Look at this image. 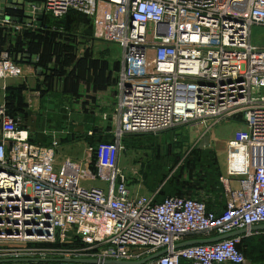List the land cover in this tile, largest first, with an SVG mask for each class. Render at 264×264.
<instances>
[{"label": "built area", "instance_id": "1", "mask_svg": "<svg viewBox=\"0 0 264 264\" xmlns=\"http://www.w3.org/2000/svg\"><path fill=\"white\" fill-rule=\"evenodd\" d=\"M39 1L54 18L68 10L85 14L93 38L121 47L114 119L103 131L111 139L87 147L94 171H62L56 140L31 143L0 102V264H105L163 249L142 264H247L236 246L247 235L174 244L264 223V44L251 40L252 26L264 28V0ZM9 10L17 11L2 7L0 27L13 24L10 16L22 17ZM21 74L19 63L0 50V82ZM227 122L236 126L223 140L219 213L198 198L156 201L159 188L131 192L118 163L125 133L198 123L202 135L218 140L215 129Z\"/></svg>", "mask_w": 264, "mask_h": 264}, {"label": "crops", "instance_id": "2", "mask_svg": "<svg viewBox=\"0 0 264 264\" xmlns=\"http://www.w3.org/2000/svg\"><path fill=\"white\" fill-rule=\"evenodd\" d=\"M20 13L21 10H17L14 14L20 15ZM12 23L11 25L22 27L34 26L14 21ZM79 40L75 56L81 59L82 67L74 68L69 73L71 69L69 65L63 74L51 77L49 87H45L42 68L40 73L36 74L35 62L21 60L17 63L22 74L0 82V102L4 104H6L7 88H19L20 104L25 113L20 114L19 111L14 117L19 121L20 126L28 131V140L42 146H48L53 139L56 140V165L62 171L81 172L84 169L94 171V168L91 169V164L93 165L91 153L87 150V147L93 146L89 142L91 135H87L86 132L100 129V133L104 134L106 131L102 132L100 126L106 127L114 119L111 115V105L115 101L112 98L117 94V90L114 87L113 77L122 65V54L121 58H110L106 50H99L97 47L110 41L99 40L92 35L91 38L86 36ZM51 65L52 63L48 62L46 66L51 67ZM48 71L46 69V72ZM66 107L69 108L67 112ZM101 112L106 114L105 120L100 119ZM106 135L109 137V134ZM197 136L196 134L195 137ZM206 137L209 138L207 135ZM223 146V141L212 140L211 146L205 144L203 148L210 149L220 161ZM82 183L103 186L97 180H82ZM134 192L147 193L140 188ZM199 195H201L200 199L206 200L207 207L216 213H219L225 204L224 191L222 193L220 190L206 191V195L204 193ZM161 199L156 198V201Z\"/></svg>", "mask_w": 264, "mask_h": 264}, {"label": "trees", "instance_id": "3", "mask_svg": "<svg viewBox=\"0 0 264 264\" xmlns=\"http://www.w3.org/2000/svg\"><path fill=\"white\" fill-rule=\"evenodd\" d=\"M9 11L10 14L17 12L11 10ZM73 11L74 10H68L64 15H62L59 18H54L48 13H43L41 18V24L39 26H31L34 29H30V28L22 29L16 34L17 37L14 38V42L13 43L9 42L8 48H5L15 62H19L22 58V54L24 53L35 54L36 55L35 65L43 69V77L46 85L45 87H49V83L53 75L63 74L66 71L65 69H67L69 65L71 68L69 73H71L74 68L80 69V67H82L83 65L81 63V59L75 56L76 45L78 42H80L79 39L81 37L89 36L91 38V31L87 29V25H83V23L79 24V17L77 18V15ZM82 15L88 18L85 14ZM77 23L78 26H76ZM76 34L80 35L78 40H74ZM62 37L68 39L69 41V42L66 41L67 44H64V46L61 45L62 44L61 42L63 40H61L60 43L58 42V40L57 42L55 41V39L58 38L62 39ZM9 38H10L9 34L7 32H3V30L1 29L0 30L1 46L5 45L10 40ZM65 48L67 49V51L65 50ZM63 50L65 52H63ZM17 56H19L18 60H17ZM48 62L52 63L51 67L46 66ZM46 69H48L49 71L46 72ZM113 79L115 78L113 77ZM7 91L8 93L6 95V102H5L6 112L11 116H16L19 111L20 114L25 113V111H23V109L21 108V104H20L19 88H15V89L7 88ZM107 127L108 126H106V129ZM106 129L104 130L101 129V131L103 132ZM99 130L93 129L91 136H89L90 137L89 142L92 145H94L96 142L99 141H109L111 139L110 134H109L110 137L109 138L107 137L108 135H106L108 133L101 134ZM150 133L152 132L125 133L122 136L121 142L127 136H131V135L135 136V135L150 134ZM191 158L192 159L187 160V164L191 163L195 165L199 163L196 170L199 169L200 170L196 172L202 174L201 176L200 175L194 176V179L189 180L188 182L189 184H194L191 186V189L183 190L182 189L183 183L178 184L177 182L178 173H176L178 169L177 168L169 176V178L166 179V181L162 184V186H160L156 198L159 199L168 195H179V196H187V197L200 199L201 195H199V192L197 190L198 187L203 190L205 195H206V191L215 192L220 190L221 193L223 192V186L222 183L220 182L221 170L218 168L216 164L217 160L215 154L210 149H206V147L202 149L196 148L193 150V155L191 156ZM93 168L94 167L91 164V169ZM213 172H216L213 177L214 180H210ZM166 183H168L167 186L170 187L171 191L167 190V188H164ZM173 184H175V187L172 186ZM151 191H153V189H151L150 192ZM204 201L206 203V200ZM206 208L207 210H210L209 207H207V205ZM254 238L255 239L259 238V241L254 246L255 251H257L258 254L264 255V230H261V231H254L247 236H243L240 242L236 244L237 248L240 249L245 254V256H246V252L249 251L246 250L247 246H244V244L247 241L248 243L251 242V240H253Z\"/></svg>", "mask_w": 264, "mask_h": 264}, {"label": "rangeland", "instance_id": "4", "mask_svg": "<svg viewBox=\"0 0 264 264\" xmlns=\"http://www.w3.org/2000/svg\"><path fill=\"white\" fill-rule=\"evenodd\" d=\"M77 18L79 17V24L87 25V29L91 31L92 35V21L91 18H86L78 11H73ZM78 26V23L76 24ZM80 26V25H79ZM82 26V25H81ZM24 28L34 29L33 27H22L21 25H9L2 26L3 32H8L10 40L7 44L0 46V50L8 48L9 42H14V38L17 37V33ZM77 28V27H76ZM75 28V29H76ZM79 34L75 35L74 40H78ZM61 45L67 44L68 39L62 37V39H55V41ZM251 40L253 44H264V28L260 26H252L251 28ZM67 41V42H66ZM68 46V45H67ZM99 50H106L108 57L121 58L122 49L115 43H102L99 46ZM67 51V49L65 48ZM63 52H65L63 50ZM113 100L115 97L112 98ZM66 107V112L68 111ZM201 124H179L173 126L167 130L160 131L158 133L131 135L125 137L121 142V149L119 154V166L123 167L128 175V187L132 193L138 190H145L150 192L151 189L156 190L160 188L167 178L177 169V182L183 183L182 189H191L194 184H189L190 179H194V176H201L196 170L199 163L193 165L187 164L188 159H192L193 150L196 148H203L205 144H212V140L207 138L206 135H202L203 127ZM236 126V123L227 122L217 126L215 134L217 139L223 141L230 131ZM198 135L197 138L195 137ZM203 138V139H202ZM208 142V143H206ZM210 142V143H209ZM217 160V159H216ZM94 161V152L91 153V162ZM216 164L221 170L220 161L217 160ZM216 166V165H215ZM197 171V172H196ZM216 172L212 173L211 179ZM198 174V175H197ZM164 186L167 190L170 187ZM175 187V184L172 185ZM181 188V187H180ZM195 188V187H192ZM199 193H204L202 189L198 187ZM175 191V188H174ZM257 237V236H256ZM259 241V238H254L251 242H245L244 246H247L246 259L247 264H264V255L258 254L255 251V244ZM252 251H251V250ZM251 251V252H250Z\"/></svg>", "mask_w": 264, "mask_h": 264}, {"label": "water", "instance_id": "5", "mask_svg": "<svg viewBox=\"0 0 264 264\" xmlns=\"http://www.w3.org/2000/svg\"><path fill=\"white\" fill-rule=\"evenodd\" d=\"M15 5V6H13ZM4 7L6 9H12L13 7L16 10L22 11V17L19 16H10V20L22 24H28V25H34L39 26L41 24V18L43 15V3L39 0H34L32 2H27L25 0H0V11L1 8ZM36 55L35 54H28L24 53L22 54L21 61H28L30 63L35 62ZM19 59V56H17V60ZM40 73V67L36 66V74ZM264 230V223L263 224H254L249 226L248 228H238L236 230L220 234L214 237L210 238H191L186 239L181 242H178L174 244L175 248L183 247L187 245L192 244H201V243H209L218 241L224 238L237 236V235H249L254 231H261ZM165 249L157 251L149 256H146L140 260L136 261H115V260H104L103 263L105 264H142L150 259H153L160 254L165 253ZM24 260V259H22ZM47 260H53V259H47ZM63 261H81V262H94V260H87V259H61Z\"/></svg>", "mask_w": 264, "mask_h": 264}]
</instances>
